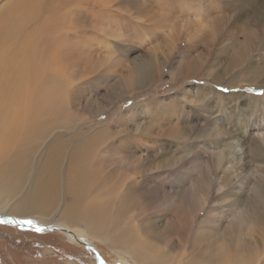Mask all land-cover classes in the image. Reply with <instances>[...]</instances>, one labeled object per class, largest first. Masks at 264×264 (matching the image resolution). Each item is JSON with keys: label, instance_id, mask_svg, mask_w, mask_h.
I'll use <instances>...</instances> for the list:
<instances>
[{"label": "bare ground", "instance_id": "6f19581e", "mask_svg": "<svg viewBox=\"0 0 264 264\" xmlns=\"http://www.w3.org/2000/svg\"><path fill=\"white\" fill-rule=\"evenodd\" d=\"M231 2L234 6L237 0ZM255 8L256 21L262 23L264 9ZM141 9L145 23L131 26L128 15L135 11L139 17ZM220 9L215 0H14L4 7L0 11V211L12 207L11 214L2 213L0 219L15 221L32 215L43 225L42 232L57 228L70 243L93 247L75 234L88 233L121 253L128 264H207L199 249L189 247L186 233L191 219L204 209L207 192L204 196L189 190L192 202L184 207L182 219L161 223L136 207L137 225L121 222L123 213L114 211L115 198L120 195L129 206L133 202L129 193L135 187L123 189L121 182L120 186L109 182L111 172L121 173L117 180L123 181L125 172L137 169L139 175L144 165L139 167V160L130 158L137 155L134 149L113 143L119 137L101 139L107 129L93 132L89 128L83 133L79 126L80 130L69 133L65 94L70 83L88 75L108 76L122 93H128L136 83L134 72L114 70L120 61L115 59L112 39L144 42L150 51L148 63L166 61L177 41L187 48L196 42L206 48L214 45L225 23ZM8 32L13 46L4 50ZM161 44L165 50L157 55L152 49ZM186 65L182 75L193 76L200 64L190 60ZM48 120L58 126H35L37 121ZM262 124L237 126L238 137L226 138L218 146L217 192L227 185L236 187L235 195H225L233 199L230 207L236 209V228L221 233L208 249L211 264H264V119ZM126 127L116 126V130ZM130 129V145L135 149L144 147V133L158 143L180 137L175 126L159 122ZM220 133L214 129V134ZM248 190L251 193L246 197ZM145 200L143 207L154 202L147 196ZM177 223L186 232L174 236ZM158 253L164 261L154 260L160 257ZM102 261L100 257L97 262Z\"/></svg>", "mask_w": 264, "mask_h": 264}, {"label": "rangeland", "instance_id": "374dc122", "mask_svg": "<svg viewBox=\"0 0 264 264\" xmlns=\"http://www.w3.org/2000/svg\"><path fill=\"white\" fill-rule=\"evenodd\" d=\"M13 1L0 0V11ZM215 1L221 7L223 14L220 13L224 15L225 23L214 45L206 48L196 42L187 48L183 42L177 41L166 61L161 59L148 63L150 51L144 42L112 39L115 59L120 61L114 70L133 71L136 80L133 88L125 94L108 76L88 75L70 83L65 94L70 111L65 127L69 133L80 130L79 126H82L83 133L89 128L93 132L107 129L100 136L101 139L119 137V141L113 143L127 146L125 150L128 151L134 149L132 152L137 155L130 158L139 160V167L140 164L144 165L143 172L139 168V175L137 169L132 173L125 172L123 181L117 180L121 173L111 172L109 182H119L118 186L122 184L120 188L129 189L132 186L136 190L129 193L134 202L128 203L129 206L120 199V195L115 198L117 205L114 211L123 213L121 222L129 221L137 225L136 207L144 208L143 215L152 213L161 223L182 219L184 207L192 202L189 190L197 191V195L207 192L208 201L204 209L191 219L188 231L178 225L179 222L174 226L178 232L174 236L186 232L189 247L199 249L202 261L207 264H211L208 249L212 248L218 236L236 228V209L230 207L233 199L225 196L226 193L235 195L236 187L227 185L222 194L217 192L216 180L220 174V169L216 170L218 146L226 138L238 137L237 126H263L264 119V74L260 71L264 67V20L258 22L254 16L256 6L257 10L264 9V0H237L234 6L233 0ZM128 2L131 7V2ZM144 13L145 10L141 9L139 17L135 11L127 14L131 18H127L131 26L144 24ZM13 41L8 32L3 49H10ZM163 50V44L152 49L157 55ZM190 60L200 65L193 76H184L181 72ZM97 122L104 123L101 125L103 127L95 126ZM156 122L175 126L180 136L177 141L161 140L158 143L144 133V147L135 149L133 144L130 145L133 142L129 134L130 126H153ZM35 126L58 124L48 120L37 121ZM116 126H127L128 130L120 132ZM215 128L222 133L214 134ZM250 193L248 190L246 197ZM146 196L153 198L154 202L143 207ZM10 206L1 209L0 214H11ZM23 219L34 220L38 225L40 223L32 215L20 217V220ZM168 228L173 229L171 226ZM75 234L90 241L107 264H128L126 257L105 242L92 238L88 233L78 231ZM158 255L160 257L154 260L164 261L162 255ZM177 255L178 252L170 257ZM0 264L99 263L91 249L81 246L79 242L70 243L60 231L35 232L23 230L15 223H0Z\"/></svg>", "mask_w": 264, "mask_h": 264}, {"label": "snow or ice", "instance_id": "6c2138e0", "mask_svg": "<svg viewBox=\"0 0 264 264\" xmlns=\"http://www.w3.org/2000/svg\"><path fill=\"white\" fill-rule=\"evenodd\" d=\"M0 223H16L18 225H21V224H25V225H31L32 227H29L31 229H34L38 232H42L44 231L45 229L38 225L34 220H31V219H23V220H13L11 218H3V219H0ZM99 259V257H97ZM101 264H103V261L101 262Z\"/></svg>", "mask_w": 264, "mask_h": 264}, {"label": "water", "instance_id": "95a60500", "mask_svg": "<svg viewBox=\"0 0 264 264\" xmlns=\"http://www.w3.org/2000/svg\"><path fill=\"white\" fill-rule=\"evenodd\" d=\"M29 227H30V226H29ZM33 230H34V229H33ZM49 231H50V232H51V231H60V232H62L63 230H59V229H57V228H52V229H49ZM86 247L92 250V252L95 254L96 258H97V257L100 258L99 253H98V252H97L92 246H90V245L87 246V245H86ZM97 261H98V258H97Z\"/></svg>", "mask_w": 264, "mask_h": 264}, {"label": "crops", "instance_id": "0c3cea01", "mask_svg": "<svg viewBox=\"0 0 264 264\" xmlns=\"http://www.w3.org/2000/svg\"><path fill=\"white\" fill-rule=\"evenodd\" d=\"M20 220V219H19ZM66 224V223H65Z\"/></svg>", "mask_w": 264, "mask_h": 264}]
</instances>
